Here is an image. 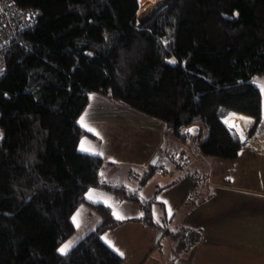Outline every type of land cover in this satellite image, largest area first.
Listing matches in <instances>:
<instances>
[{"label":"trees","instance_id":"16d2710c","mask_svg":"<svg viewBox=\"0 0 264 264\" xmlns=\"http://www.w3.org/2000/svg\"><path fill=\"white\" fill-rule=\"evenodd\" d=\"M5 1L39 15L0 46V264H122L102 238L120 223L103 203L92 204L102 222L58 251L87 189L111 187L104 159L79 149L91 92L164 120L183 140L200 121L202 153L234 160L245 145L224 118L263 117L264 0H168L142 24L138 11L165 0ZM155 200L143 202L148 219ZM159 230L177 254L202 237Z\"/></svg>","mask_w":264,"mask_h":264},{"label":"crops","instance_id":"0c3cea01","mask_svg":"<svg viewBox=\"0 0 264 264\" xmlns=\"http://www.w3.org/2000/svg\"><path fill=\"white\" fill-rule=\"evenodd\" d=\"M259 82L264 86L261 77ZM87 105L80 114V123L83 118V127L94 131H89L90 135L81 138L79 149L99 154L104 159L106 165L101 173L111 189L125 187L139 196L141 190L138 188L147 185L146 179L159 166L163 153L178 156L180 152H185L188 155L187 166L178 167L160 177L151 196L140 202L144 211L136 217L128 218L138 219L136 221L142 223L141 229L146 228L145 226L152 228L150 230L153 234L147 241L150 243L144 246L142 254L156 247L161 253L164 250V240L170 236L160 232L159 228L174 230L187 227L200 230L201 240L178 254L175 253L177 242L170 246L166 242V250L170 248L171 252H168L172 255L170 259L174 261L173 264H264V187L259 186V178L252 184L253 187L233 183L225 176L227 167L221 161L202 153L198 147L205 134L202 122L190 125L187 128L190 138L183 140L167 130L164 120L145 114L128 104L113 101L104 94L91 92ZM255 120V117L235 110H231L224 118L239 136L241 124L243 128L245 124H249L250 128L245 131L250 142L240 137L245 145L241 152H250L251 149V153L264 157V141L260 140L264 138V118L262 117L260 130L252 133ZM253 139L256 141H251ZM118 177L120 179L116 183L115 178ZM130 179L133 183L129 184ZM152 198L156 200L151 206V218L148 219L143 202ZM96 199L89 201L91 204L109 205ZM155 206L158 207L157 211ZM79 207L73 215V222ZM93 210L95 211L90 210V225L75 242L102 222L100 214ZM121 220L127 221L125 218ZM74 223L76 230L77 222ZM135 223L126 224H132L129 225L130 228L140 229V224ZM120 226L121 229L112 231L122 235V230L127 231L128 228L124 226L128 225ZM111 233L113 232L106 231L102 238L119 253L109 241V235H113ZM158 241L162 243L160 247L157 246Z\"/></svg>","mask_w":264,"mask_h":264},{"label":"rangeland","instance_id":"374dc122","mask_svg":"<svg viewBox=\"0 0 264 264\" xmlns=\"http://www.w3.org/2000/svg\"><path fill=\"white\" fill-rule=\"evenodd\" d=\"M164 2L167 3L168 0H165L162 3ZM141 3L142 2L140 0L139 8L141 7ZM155 10H152V11H155ZM144 16L145 15H142L141 10H139L137 14V19L144 17ZM260 77L263 79V82H264V74ZM259 78H258L257 83L261 85V83L259 82ZM261 91H262V97L264 100V86H262ZM262 109H263V118H264V103H263ZM262 122H263L262 119L258 124H256L257 121L255 122L254 127H256L257 132L258 130H260V126ZM244 126L247 129L250 128L249 124L244 125ZM245 127L243 128L242 125L239 127L240 128L239 133L241 135L239 137H241L242 140L245 139L248 141L249 139L245 131L246 130ZM189 138L190 136L188 137V139ZM260 140L264 141V138ZM251 141H256V140L253 139ZM248 142H250V140ZM247 146H249L248 148H251V145L247 144ZM251 152L252 150L250 149V152L245 151V152L239 153V155L236 158V162L234 163H233V160H230V159L217 158L215 156H210V157L212 158L214 157L215 159H218V161H221L220 163L224 164L227 167V170H225L226 172L224 174L225 176L229 177L233 183L238 182L242 185L247 184L251 186L252 184H255L259 178L260 179L259 186L264 187V157L258 154L256 155L255 153H251ZM167 154L168 153H166L165 155V153H163V156H162L163 158L160 159L161 161L159 162V166L157 167V169L153 171L154 172L153 175L149 176V178L146 179L147 185H142V187H140V185L138 184V186L140 187L138 189L141 190V193L139 194L140 200H134V199H130L127 197H122L121 193L117 189H111V188L106 189V188H101L97 186L88 188L86 191V196H85L86 200L80 205L78 212L76 213L77 215L75 214V221L77 222L78 226L76 227V230L73 233V237L71 236L69 239L64 241L61 244V246L64 244L72 245L82 234L84 235L85 229H87V227L91 223L90 210H92L93 207L89 200H95V198H97L96 200H99V201L102 200L106 202V204L108 203L110 205L109 206L110 209H112L113 214L116 213L121 218H125V220L127 219V221H123L120 219L121 220L120 224L114 227L108 228L107 230L102 232L103 234H105L106 231L113 232L111 233L113 235H109V241L114 244V246L116 247V249L119 251L120 254L123 253L122 264H173L174 261L172 262L170 259L172 255L171 253H169L171 252V250L169 247H168V250H166L165 244L167 242L168 245L170 246L176 241H174V239L172 240V238L170 237H167V239L164 240L165 248L162 251L163 255L160 252V250L157 249V247L152 250H147L145 251L146 253L144 252L142 254L143 252L142 249H144V246L150 243L147 241L151 237L152 232L150 229L152 228L150 226H145L146 228L141 229L142 223L137 222L136 220L138 219H133V218L128 219L131 216L136 217L138 216V214L144 211L143 207H141L142 205L140 202L142 201V199L145 200V197L147 198L151 196L154 189L157 187L155 183L159 182L158 181L159 178L164 176V174H169L170 172L178 168L177 165H175L174 161H171L170 159H168ZM221 170L224 172L223 169ZM119 179L120 177L115 178L116 183L119 182ZM128 182L129 184L133 183V180L130 179V181ZM251 187H253V185ZM157 209L158 207L155 208V211H157ZM114 216L116 217V215ZM131 222H136L137 224H140L139 225L140 229H136L135 227L130 228L129 225H132L134 223L126 224V223H131ZM120 225H128V226H124L128 228H126L127 231L122 230V235H118L116 233L117 231H112V230H117V228H120L121 227Z\"/></svg>","mask_w":264,"mask_h":264},{"label":"built area","instance_id":"2783aa9c","mask_svg":"<svg viewBox=\"0 0 264 264\" xmlns=\"http://www.w3.org/2000/svg\"><path fill=\"white\" fill-rule=\"evenodd\" d=\"M38 11L34 8H23L12 1L0 3V46L6 45L12 40L14 32L18 28L27 27L31 21L38 17ZM168 159L174 161L178 167L187 166L188 155L180 152L178 156L168 155Z\"/></svg>","mask_w":264,"mask_h":264},{"label":"snow or ice","instance_id":"6c2138e0","mask_svg":"<svg viewBox=\"0 0 264 264\" xmlns=\"http://www.w3.org/2000/svg\"><path fill=\"white\" fill-rule=\"evenodd\" d=\"M237 15H238V13H237ZM81 123L83 124V118H82V120H81ZM89 131H94V130L91 129V128H89ZM242 138H243V137H242ZM114 215H116L117 219H121V217H120L118 214L114 213ZM74 222H75V218H74ZM77 226H78V225H77ZM69 249H70V245H69V244H64V245H62V246L58 249V251H59L62 255H66L67 252L69 251ZM121 255H123V253H121Z\"/></svg>","mask_w":264,"mask_h":264},{"label":"water","instance_id":"95a60500","mask_svg":"<svg viewBox=\"0 0 264 264\" xmlns=\"http://www.w3.org/2000/svg\"><path fill=\"white\" fill-rule=\"evenodd\" d=\"M165 3H166V2L160 4V5L156 8L155 11H150V12L147 13L144 17L138 18V19H137L138 23H139V24H142L143 22H145V20H146V18H147L148 16H150L151 14L157 12V10H159V8L162 7Z\"/></svg>","mask_w":264,"mask_h":264},{"label":"bare ground","instance_id":"6f19581e","mask_svg":"<svg viewBox=\"0 0 264 264\" xmlns=\"http://www.w3.org/2000/svg\"><path fill=\"white\" fill-rule=\"evenodd\" d=\"M238 116V115H237ZM234 117V116H233ZM244 118V117H243ZM248 118V117H247ZM232 122V121H231ZM232 124V123H231ZM236 124V123H235ZM242 125V124H241ZM246 125V124H245ZM233 126V125H232ZM239 126V125H238ZM246 128V127H245ZM239 129V128H238ZM242 129V128H241ZM247 129V128H246ZM264 130V129H263ZM238 131V130H237ZM262 131V130H261ZM243 132V131H242ZM245 132V131H244ZM260 134V133H259ZM245 135V134H244ZM243 136V135H242ZM245 137V136H244ZM256 137V136H255ZM247 138V137H246ZM258 138V137H257ZM258 140V139H257ZM259 143V142H258ZM261 144V143H260ZM263 145V144H262ZM178 167V166H177Z\"/></svg>","mask_w":264,"mask_h":264}]
</instances>
